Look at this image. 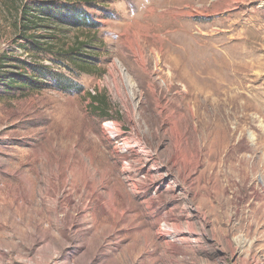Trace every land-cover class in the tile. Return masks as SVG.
<instances>
[{"label":"rangeland","instance_id":"1","mask_svg":"<svg viewBox=\"0 0 264 264\" xmlns=\"http://www.w3.org/2000/svg\"><path fill=\"white\" fill-rule=\"evenodd\" d=\"M46 1L0 0V60L19 62L0 75L40 63L81 91L0 87V264H264V0H55L95 26L30 35L87 44L90 74L24 50L18 10Z\"/></svg>","mask_w":264,"mask_h":264},{"label":"trees","instance_id":"2","mask_svg":"<svg viewBox=\"0 0 264 264\" xmlns=\"http://www.w3.org/2000/svg\"><path fill=\"white\" fill-rule=\"evenodd\" d=\"M85 3L89 4L88 2ZM74 6H76V3L68 6L66 1H64V5H58L55 0L35 4L31 7L21 5L18 10V28L22 31L20 38L27 43L24 50L28 54L36 56L38 53H43L44 55H49L51 57V62L54 64L57 63L59 66L66 69L73 66L82 74H90L93 65L89 59L92 57L87 53H81L83 50H87V44L75 41L74 45L71 47L60 45L58 47V39L54 35L44 37L45 39L43 38L50 42V44L34 41L33 38L35 37L30 35V32L41 29H46L50 34H53L55 31L66 32L63 28L78 30L83 27L95 26V23L88 20V15L84 11L77 7L74 8ZM27 33L29 34L28 36ZM34 56L33 58L36 59ZM3 60L9 62L12 59L3 57L0 60L2 64ZM12 61L19 63L17 59ZM26 66H24L23 69L19 67H9L22 71L16 74L4 73L0 75V87L3 88L4 94H9V90H18L23 93L31 92L33 89H40L38 85L44 83H40L38 81L39 79L51 82L53 88L63 93L70 94L72 92L81 91V87L75 81L69 77H65L62 73L53 71L49 67L43 66L40 63ZM88 97L92 105L90 109L94 113L100 114L105 118H110L107 99L104 95H92L88 93Z\"/></svg>","mask_w":264,"mask_h":264},{"label":"bare ground","instance_id":"3","mask_svg":"<svg viewBox=\"0 0 264 264\" xmlns=\"http://www.w3.org/2000/svg\"><path fill=\"white\" fill-rule=\"evenodd\" d=\"M180 24V23H179ZM190 34V33H189ZM136 35V34H135ZM139 38H137V40H138ZM136 40V39H135ZM134 41L135 42V45H136V51H134V56H135V61L142 67V68H145L146 66H145V58H144V56H143V53H142V50H141V48H140V46H139V43H138V41ZM202 40V39H201ZM162 41H163V39L161 38V37H159V39H158V42L161 44L162 43ZM171 46H172V48L173 49H169L168 50V57L166 58V56L164 57V58H166V65L172 70V71H174L175 69V72L178 70L179 71V69H180V65H181V67H182V70H183V68H184V64L182 63V61H181V59H187L186 58V56H187V48H185V46H183L184 44L182 43V42H178V44H170ZM176 47V48H175ZM158 52V51H157ZM154 54V53H153ZM162 57V56H161ZM161 57H160V61H161ZM202 57V56H201ZM156 58V57H155ZM194 58V57H193ZM195 58H197V57H195ZM153 59V58H152ZM158 58H156L155 60H156V62H155V67L157 68V61L159 60H157ZM178 60L179 61H181V63L182 64H180L179 66H177V63H178ZM188 60V59H187ZM147 63V62H146ZM164 64V63H163ZM233 65V64H232ZM178 67V68H177ZM196 67V66H195ZM168 68V69H169ZM114 70L116 71V67H114ZM198 70V69H197ZM180 71H181V69H180ZM183 71H185V69L183 70ZM187 71V70H186ZM213 70L211 69V72H212ZM182 73V72H181ZM218 73H220V71L218 72ZM115 74V73H114ZM114 74H112L111 75V78H112V82H113V86H114V89H115V91H116V93L118 94V95H120V88H119V85H118V83H117V81H116V77H115V75ZM214 74V73H213ZM229 74H231V73H228V75ZM196 75V74H195ZM214 75H216V74H214ZM218 75V74H217ZM181 76V75H180ZM185 76H187V75H185ZM189 76V75H188ZM201 76V75H200ZM166 77H167V79H168V86H167V90L168 91H171V90H173L174 88H175V85L172 83V78L174 77L173 75H172V72L171 71H169L167 74H166ZM177 76L175 75V78H176ZM184 77V76H183ZM191 77V76H190ZM219 77H221V76H219ZM224 77V76H223ZM217 78V77H216ZM215 78V79H216ZM225 78V77H224ZM161 79V78H160ZM191 80H193L192 78H190ZM218 79H220V78H218ZM230 79V78H229ZM181 80H183V79H181ZM185 80H186V77H185ZM225 80V79H224ZM187 81V80H186ZM177 82V81H176ZM183 83H184V80L182 81ZM186 83V82H185ZM184 83V84H185ZM190 83V82H189ZM167 84V83H166ZM183 84V85H184ZM191 84V83H190ZM210 84V83H209ZM208 84V85H209ZM217 84H219V83H217ZM232 84V83H231ZM178 86V85H177ZM187 86V85H186ZM194 85H192L191 87H193ZM201 86V85H200ZM205 86H206V84H205ZM211 87V86H210ZM209 87V88H210ZM194 88V87H193ZM198 88V87H197ZM215 88V87H214ZM218 88H220V86L218 87ZM200 89V88H199ZM182 91V90H181ZM180 91V92H181ZM184 95L185 94H188V89L187 88H185L184 90ZM179 92V93H180ZM196 92H197V94L199 93V90L197 89L196 90ZM154 93V92H153ZM193 93H194V90H193ZM227 93V92H226ZM190 94V93H189ZM209 94V93H208ZM194 95H195V93H194ZM202 95V94H201ZM204 95V94H203ZM156 100H157V98H156ZM157 102V101H156ZM175 102V101H174ZM177 102V101H176ZM180 102V101H179ZM169 106V105H168ZM129 109V108H128ZM181 115V114H180ZM108 129V131H107V135H108V137L109 138H111V137H116L117 135V133H118V131H117V127H116V125L115 124H112V126L110 127V128H107ZM111 136V137H110ZM107 137V138H108Z\"/></svg>","mask_w":264,"mask_h":264}]
</instances>
